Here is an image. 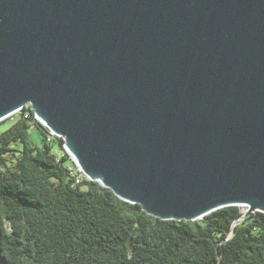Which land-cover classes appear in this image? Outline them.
Returning <instances> with one entry per match:
<instances>
[{
  "label": "water",
  "instance_id": "water-1",
  "mask_svg": "<svg viewBox=\"0 0 264 264\" xmlns=\"http://www.w3.org/2000/svg\"><path fill=\"white\" fill-rule=\"evenodd\" d=\"M25 106L149 216L264 214V0H0V120Z\"/></svg>",
  "mask_w": 264,
  "mask_h": 264
},
{
  "label": "trees",
  "instance_id": "trees-1",
  "mask_svg": "<svg viewBox=\"0 0 264 264\" xmlns=\"http://www.w3.org/2000/svg\"><path fill=\"white\" fill-rule=\"evenodd\" d=\"M16 117L0 135V264H264V214L234 227L237 207L196 222L154 218L80 178L29 106Z\"/></svg>",
  "mask_w": 264,
  "mask_h": 264
},
{
  "label": "rangeland",
  "instance_id": "rangeland-1",
  "mask_svg": "<svg viewBox=\"0 0 264 264\" xmlns=\"http://www.w3.org/2000/svg\"><path fill=\"white\" fill-rule=\"evenodd\" d=\"M18 117H15L13 119H8V120H5L3 123L0 124V135L2 133H4L5 131H7L16 121H17ZM29 137H30V140L32 142V144L35 146V147H41L42 145V139H41V136H40V133H39V130L38 129H35L34 127H32L30 130H29ZM72 161V160H71ZM73 162V161H72ZM74 163V162H73ZM74 171L76 172L77 175H79L80 178H83L85 179V176H83L78 167H76V165L74 164ZM86 180V179H85ZM240 210V209H239ZM241 211V210H240ZM242 213V212H241ZM243 214V213H242ZM200 221V220H199Z\"/></svg>",
  "mask_w": 264,
  "mask_h": 264
},
{
  "label": "bare ground",
  "instance_id": "bare-ground-1",
  "mask_svg": "<svg viewBox=\"0 0 264 264\" xmlns=\"http://www.w3.org/2000/svg\"><path fill=\"white\" fill-rule=\"evenodd\" d=\"M37 117H38V119H39L41 122H43L44 124H46V122L43 120V118H42L41 116L38 115ZM66 150H67L68 153L70 154L71 159H72V160L74 161V163L77 165V167H78L80 173H81L83 176H86V177L89 178L88 175H86V174L84 175V172L82 171V168H81V166H80V164H79V161L77 160L76 156L72 153V151L69 149V147H68L67 145H66ZM236 206L241 210V212H242L243 214H246V213L249 212V211H252V210L258 209L257 207H256V208L252 207V205H251L250 203H246V202H240V203H237ZM205 217H206V216H202L201 219H204Z\"/></svg>",
  "mask_w": 264,
  "mask_h": 264
},
{
  "label": "built area",
  "instance_id": "built-area-1",
  "mask_svg": "<svg viewBox=\"0 0 264 264\" xmlns=\"http://www.w3.org/2000/svg\"><path fill=\"white\" fill-rule=\"evenodd\" d=\"M22 113H23V108L15 111L14 113H12L9 116H7L6 118L0 120V124L3 123L5 120L13 119L16 116L21 115ZM24 114H25L24 117L27 119L28 118V116H27L28 114L27 113H24Z\"/></svg>",
  "mask_w": 264,
  "mask_h": 264
}]
</instances>
